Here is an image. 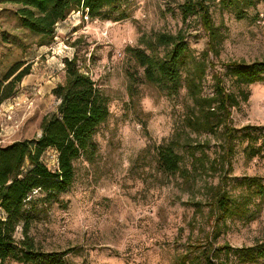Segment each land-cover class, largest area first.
Wrapping results in <instances>:
<instances>
[{
    "label": "rangeland",
    "instance_id": "374dc122",
    "mask_svg": "<svg viewBox=\"0 0 264 264\" xmlns=\"http://www.w3.org/2000/svg\"><path fill=\"white\" fill-rule=\"evenodd\" d=\"M185 1L130 0L109 19L74 12L57 24L51 41L22 26L19 6L0 5V84L8 83L4 80L14 67H30L29 75L15 86L16 95L0 105V147L41 136L43 119L59 104L53 91L65 81L66 59H76L110 99V118L95 136L97 154L75 163L70 191L52 199L33 195L40 216L31 235L45 250L66 252L68 264H205L209 256L195 248L206 243L211 229L208 209L196 212L194 206L203 199L204 183L187 184L178 175L158 170L157 147L188 141L183 122L192 101L185 83L177 95L161 92L146 82L129 51L143 47V36L182 32L201 57L208 37L198 15L183 21L180 7ZM253 1L242 10V18L226 5L211 7L223 40L218 56L207 58L214 66L203 80L205 95L213 94L214 75L226 73V64L264 63V0ZM225 82L230 92L238 93L231 78ZM241 90L249 100L232 109L238 137L232 170L227 177L221 172L204 175L209 183H218L223 175L236 196L246 190L247 178L264 183V82ZM191 137L209 139L211 157L222 140L220 134ZM259 147L261 153L249 158L248 149ZM43 160L53 166L56 155L47 151ZM225 243L233 249L264 243V202L259 197L249 218L228 220L221 227L215 247ZM230 264L244 263L231 253Z\"/></svg>",
    "mask_w": 264,
    "mask_h": 264
},
{
    "label": "trees",
    "instance_id": "16d2710c",
    "mask_svg": "<svg viewBox=\"0 0 264 264\" xmlns=\"http://www.w3.org/2000/svg\"><path fill=\"white\" fill-rule=\"evenodd\" d=\"M130 0H0V5L19 6L21 24L30 32L50 41L56 34L57 24L64 22L74 12H83L93 19H109ZM232 8L242 18L244 8L255 4L253 0H186L181 5L183 21L198 15L202 29L208 37L207 47L201 57H196L182 32L171 34L157 32L143 36L142 48L130 49L138 66L144 70L146 82L161 92L177 95L183 82L192 105L184 119L188 131L187 142L172 140L157 147L158 170L165 175H178L185 183H204L203 199L194 206L196 212L208 209L206 243L196 248L205 258V264H230V254L237 255L244 264H257L264 259V243L257 247L233 249L229 244L215 242L221 227L228 220L246 219L251 205L259 197L264 202V183L258 177L247 178L246 190L233 195L227 188V175L232 170L237 131L233 127L232 109L249 100L242 86L264 82V63L226 64L223 75H214V92L203 93V80L212 62L210 54L218 56L223 40L221 29L215 24L211 7L216 4ZM126 18V17H122ZM14 67L0 84V105L16 95L15 86L29 75L30 67ZM16 75V76H15ZM15 78L9 82V80ZM229 77L238 87L230 92L225 78ZM59 100L57 110L43 119L42 134L31 140L17 141L0 147V264L16 261L20 264H68L67 253L45 250L31 235L33 224L40 216L35 193L47 199L66 193L76 178L75 163L86 158L92 160L98 151L95 136L110 118V99L88 74L81 71L76 59L65 60V81L53 91ZM221 135V142L211 157L210 140L192 138ZM251 137L252 135H248ZM178 149H182V155ZM261 147L248 149V157H256ZM47 151L56 155V162L49 166L43 156ZM186 155V156H185ZM188 158L189 166L186 164ZM221 172L218 183H209L204 175ZM21 233L19 237L18 234Z\"/></svg>",
    "mask_w": 264,
    "mask_h": 264
},
{
    "label": "built area",
    "instance_id": "2783aa9c",
    "mask_svg": "<svg viewBox=\"0 0 264 264\" xmlns=\"http://www.w3.org/2000/svg\"><path fill=\"white\" fill-rule=\"evenodd\" d=\"M121 55V54H120Z\"/></svg>",
    "mask_w": 264,
    "mask_h": 264
}]
</instances>
